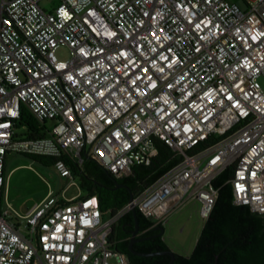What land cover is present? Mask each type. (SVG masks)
Here are the masks:
<instances>
[{
  "label": "built area",
  "instance_id": "1",
  "mask_svg": "<svg viewBox=\"0 0 264 264\" xmlns=\"http://www.w3.org/2000/svg\"><path fill=\"white\" fill-rule=\"evenodd\" d=\"M244 2L0 0V264H128L109 233L129 199L101 219L95 194L48 189L20 213L4 194L10 150L54 156L69 184L62 154L121 176L159 139L177 159L130 197L150 226L190 198L204 220L229 166L232 201L264 212V0ZM20 103L53 120L47 134L15 136Z\"/></svg>",
  "mask_w": 264,
  "mask_h": 264
},
{
  "label": "trees",
  "instance_id": "2",
  "mask_svg": "<svg viewBox=\"0 0 264 264\" xmlns=\"http://www.w3.org/2000/svg\"><path fill=\"white\" fill-rule=\"evenodd\" d=\"M43 120H38L20 103L18 116L13 121L15 125L27 126V137H36L44 135ZM155 144L157 152L148 164H134L128 174L121 176H114L83 151L80 152V163L66 154L61 157L65 159L72 175L77 178L80 193L95 194L99 209H109L112 213L126 202L129 196L125 187H113V179L117 183H126L133 194L177 159L162 141L155 139ZM29 154L33 158H44V161L50 164L55 159L51 155ZM230 172V166L223 168L211 179V183L217 188L211 209L203 220L190 252L187 255L173 252L170 264H264V212L251 211L246 204L232 201L231 186L227 180ZM134 209L138 230L142 231L141 234H147L150 232L151 221L136 207ZM131 219L128 209L117 216L116 227L114 222L112 223L109 237L114 239L113 246L126 254L128 264H165L168 256L164 253L134 254L127 250L126 239L119 237L121 223ZM133 246L143 252L168 248L161 235L141 239Z\"/></svg>",
  "mask_w": 264,
  "mask_h": 264
},
{
  "label": "rangeland",
  "instance_id": "3",
  "mask_svg": "<svg viewBox=\"0 0 264 264\" xmlns=\"http://www.w3.org/2000/svg\"><path fill=\"white\" fill-rule=\"evenodd\" d=\"M233 1L239 8H245L244 0ZM53 2L54 0H39L41 5ZM54 55L59 59H67L68 48L64 44H58L54 48ZM260 81L264 86L261 78ZM52 124V119H44L42 134H47ZM12 128L16 137L27 136L26 125L14 124ZM2 177L5 198L20 213L43 197L48 189L59 197H68L81 191L77 178L73 176L75 183L67 184L68 178L59 175L53 164L45 162L44 158H33L29 153L21 151L10 150L5 153ZM2 206H5L4 202ZM198 207L199 202L190 198L167 214L161 237L173 252L184 255L190 252L203 223ZM110 214L109 209L100 210L101 219L109 217Z\"/></svg>",
  "mask_w": 264,
  "mask_h": 264
},
{
  "label": "water",
  "instance_id": "4",
  "mask_svg": "<svg viewBox=\"0 0 264 264\" xmlns=\"http://www.w3.org/2000/svg\"><path fill=\"white\" fill-rule=\"evenodd\" d=\"M113 181L115 182V185L113 187H115L116 185H123L124 187L127 188L128 190V193H129V196H128V199L130 200V212H131V217L133 219V228L131 229L130 231V236L128 238V241H127V250L129 252H132V253H137V254H158V253H164L168 256V260L166 261L165 264H170L172 262V259H173V256H174V253L173 251L170 249V248H164V249H157V250H151V251H145V252H137V251H134L131 247V243L134 241V240H138V239H142V238H146V237H149V236H152V235H156V234H162V231H163V225L162 224H155L152 226L153 229H157L158 232L155 233V234H152V235H145V236H141V237H134V234L136 233L137 231V219H136V213H135V209L132 207V204H131V192L129 191L128 187L124 184H121V183H117L115 181V179H113ZM112 188V187H111ZM150 228V229H152ZM215 257H216V254H214V260H215ZM214 263V262H213ZM212 263V264H213Z\"/></svg>",
  "mask_w": 264,
  "mask_h": 264
},
{
  "label": "flooded vegetation",
  "instance_id": "5",
  "mask_svg": "<svg viewBox=\"0 0 264 264\" xmlns=\"http://www.w3.org/2000/svg\"><path fill=\"white\" fill-rule=\"evenodd\" d=\"M118 183H121V184H124V185H126V183H123V182H118ZM116 186H122V187H124L123 185H116ZM127 186V185H126ZM128 187V186H127ZM126 188V187H125ZM127 189V188H126ZM128 189H129V191H130V188L128 187ZM132 218V217H131ZM123 224H125V225H123ZM118 225V220H117V218L114 220V226L116 227ZM124 226H126V227H124ZM121 231H120V234H121V236L119 237V238H121V239H126V247H127V241H128V238H129V236H130V231H131V229L133 228V219H131V220H126L125 222H122L121 223ZM151 228H152V226H151ZM150 232H148L147 234H141L142 233V231L141 230H138V226H137V231H136V233L134 234V237H141V236H145V235H152V234H155V233H157L158 232V230L157 229H150L149 230ZM161 234H156V235H152V236H149V237H156V236H160ZM147 238V237H146ZM142 239H144V238H142ZM139 240H141V239H138V240H134L132 243H131V247H132V249L134 250V251H137V252H143V251H140V250H137L134 246H133V244L135 243V242H137V241H139ZM132 253V252H131ZM134 254H137V253H134Z\"/></svg>",
  "mask_w": 264,
  "mask_h": 264
},
{
  "label": "crops",
  "instance_id": "6",
  "mask_svg": "<svg viewBox=\"0 0 264 264\" xmlns=\"http://www.w3.org/2000/svg\"><path fill=\"white\" fill-rule=\"evenodd\" d=\"M11 168H13V167H11ZM11 168L9 170H11Z\"/></svg>",
  "mask_w": 264,
  "mask_h": 264
}]
</instances>
